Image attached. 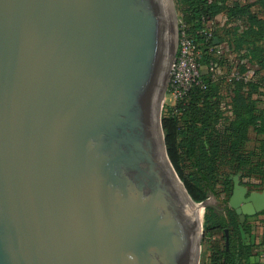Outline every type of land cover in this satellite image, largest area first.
Masks as SVG:
<instances>
[{"label": "water", "instance_id": "95a60500", "mask_svg": "<svg viewBox=\"0 0 264 264\" xmlns=\"http://www.w3.org/2000/svg\"><path fill=\"white\" fill-rule=\"evenodd\" d=\"M172 3L0 0V264H198L213 205L162 130ZM240 175L227 206L243 223L264 185Z\"/></svg>", "mask_w": 264, "mask_h": 264}, {"label": "trees", "instance_id": "16d2710c", "mask_svg": "<svg viewBox=\"0 0 264 264\" xmlns=\"http://www.w3.org/2000/svg\"><path fill=\"white\" fill-rule=\"evenodd\" d=\"M182 1L179 31L196 45L202 67L198 82L166 106L162 130L172 166L190 197L200 202L218 178L224 188L237 173L254 186L264 181V0ZM222 12L225 21L218 20ZM210 62L222 70L215 79ZM234 65L240 74L252 69L253 75L227 81ZM205 211V264H261L252 258L264 254V225L259 229L247 218L241 223L228 206Z\"/></svg>", "mask_w": 264, "mask_h": 264}, {"label": "built area", "instance_id": "2783aa9c", "mask_svg": "<svg viewBox=\"0 0 264 264\" xmlns=\"http://www.w3.org/2000/svg\"><path fill=\"white\" fill-rule=\"evenodd\" d=\"M212 50V48H210ZM215 52L217 54L222 52L218 47ZM200 52L196 48L193 41L186 36L184 30L179 31L177 50L169 69V80L167 90L170 95L177 100L182 97L185 92L194 84L198 82L199 72L201 69ZM208 70L212 72V77L215 79L216 75L222 72L217 64L210 62ZM253 75V70L248 69L244 74H240L236 65L227 74V81L233 79L248 80Z\"/></svg>", "mask_w": 264, "mask_h": 264}, {"label": "rangeland", "instance_id": "374dc122", "mask_svg": "<svg viewBox=\"0 0 264 264\" xmlns=\"http://www.w3.org/2000/svg\"><path fill=\"white\" fill-rule=\"evenodd\" d=\"M171 2H173L172 6H173L174 13L176 16L177 32H179L180 22H181V18L183 16V14H184V8H185L186 4L182 0H171ZM218 20H222V21L226 20L224 12L220 13V15L218 16ZM174 103H175L174 98L172 97V95H170L169 91L166 88V94H165V97L163 100V106L161 108V118L166 111V106L173 105ZM250 136L253 137V134L251 133ZM189 170L190 169L188 168L187 171H189ZM241 181H242V178H241ZM243 181H244L245 185H247L249 190H253V189L257 188L254 185L248 184L246 182L247 179H243ZM259 188L261 189V186H259ZM231 189H232V182H231L230 186H227L226 188H224L222 185V179L218 178L216 180L215 185H214V191L208 192L207 197L205 199H209L213 205V208H215L216 210H219V209L222 210L225 206H227V201H228V197L231 193ZM205 212H204V214H205ZM258 218L259 217L253 216L251 218V220H256ZM203 224H204V219H203ZM216 238H221V235H216ZM222 243H224V242L222 241ZM208 251H209V243H208L207 237H204V226H203V236H202L201 241H200V252H199L198 264H205V259L209 253ZM262 257L264 258V254L262 255Z\"/></svg>", "mask_w": 264, "mask_h": 264}, {"label": "crops", "instance_id": "0c3cea01", "mask_svg": "<svg viewBox=\"0 0 264 264\" xmlns=\"http://www.w3.org/2000/svg\"><path fill=\"white\" fill-rule=\"evenodd\" d=\"M240 176H241V175H240ZM251 182H252V183H255V184H258L260 181L257 180V179H251ZM242 183L245 185V183H244L243 180H242ZM263 185H264V181H263L262 185H260L261 188H262ZM246 186H247V185H246ZM255 187H257V188H256V189H253V190H261V189L259 188V186H255ZM262 215H263V216H262ZM252 217H253V216H247L246 218H247V220H250V221H253V222H258V224H259L258 227H259V229H260V227L264 225V222H261V221H264V211H261V212L257 213L256 215H254V217H259L258 219H256V220H251ZM245 220H246V219H245ZM258 220H260V222H259ZM262 255H263V254H261L260 256H256L255 258H252V259L258 261V262L261 263V264H264V258L262 257Z\"/></svg>", "mask_w": 264, "mask_h": 264}, {"label": "bare ground", "instance_id": "6f19581e", "mask_svg": "<svg viewBox=\"0 0 264 264\" xmlns=\"http://www.w3.org/2000/svg\"><path fill=\"white\" fill-rule=\"evenodd\" d=\"M165 153V152H164ZM165 157H166V155H165ZM182 185V184H181ZM193 204V203H192ZM194 205V207H195V209H196V211H197V213H198V215H199V222H200V219H201V214H202V212H203V208H202V205H197V204H193Z\"/></svg>", "mask_w": 264, "mask_h": 264}, {"label": "flooded vegetation", "instance_id": "af4514ba", "mask_svg": "<svg viewBox=\"0 0 264 264\" xmlns=\"http://www.w3.org/2000/svg\"><path fill=\"white\" fill-rule=\"evenodd\" d=\"M220 210V209H219Z\"/></svg>", "mask_w": 264, "mask_h": 264}]
</instances>
